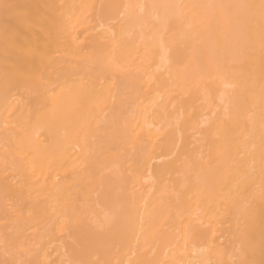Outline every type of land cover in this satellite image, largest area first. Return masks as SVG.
Returning <instances> with one entry per match:
<instances>
[{"label":"bare ground","instance_id":"6f19581e","mask_svg":"<svg viewBox=\"0 0 264 264\" xmlns=\"http://www.w3.org/2000/svg\"><path fill=\"white\" fill-rule=\"evenodd\" d=\"M259 4L0 0V264H264Z\"/></svg>","mask_w":264,"mask_h":264},{"label":"snow or ice","instance_id":"6c2138e0","mask_svg":"<svg viewBox=\"0 0 264 264\" xmlns=\"http://www.w3.org/2000/svg\"><path fill=\"white\" fill-rule=\"evenodd\" d=\"M5 7V10H9L11 9L12 7L14 6H11V5H4ZM245 7H249V8H259L260 10V13L262 16H264V0H260V4L259 5H246Z\"/></svg>","mask_w":264,"mask_h":264}]
</instances>
